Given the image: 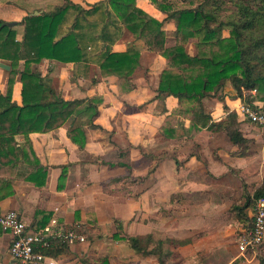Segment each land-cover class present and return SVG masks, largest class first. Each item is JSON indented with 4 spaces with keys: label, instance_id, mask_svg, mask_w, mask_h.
I'll return each instance as SVG.
<instances>
[{
    "label": "crops",
    "instance_id": "crops-1",
    "mask_svg": "<svg viewBox=\"0 0 264 264\" xmlns=\"http://www.w3.org/2000/svg\"><path fill=\"white\" fill-rule=\"evenodd\" d=\"M69 1L84 10L97 7L91 15L78 19L77 33L83 35L82 43L87 45L89 63L85 67H80L73 63L43 60L39 64H33L32 70L40 72L52 89L67 101L100 97L99 116L94 124L102 130L85 127L84 149H80L70 140L69 123L48 133L30 134V142L36 157L48 169L46 185L38 187L27 181L26 177L32 170L29 168L25 172L22 166L15 172L0 174V180L9 181L14 191V195L6 198L0 192V213L18 211L30 230L41 229L53 219L78 229L82 235L81 228L86 230L88 226L93 227L94 222L102 232L116 228L114 223L116 220L126 227V223H130L138 211L143 210V218L147 214L141 203L136 202L132 196L136 188L133 185L130 191L126 190L125 196L124 193L108 191V188L110 190L118 188L117 178L124 172H126L124 175H127L126 179L130 175L134 176V172L132 174L131 171L132 169L135 171L134 160L132 152L129 151L141 147L154 154L156 151L159 155L165 154V159L161 157L158 169L153 174L149 165L147 175L144 177L148 180L143 183L141 189L142 196L152 193L169 194L167 186H170V190L174 188L175 195H180V200L191 199V207L178 205L180 203L178 199L175 201V210L182 212L174 220L176 226L179 221L180 225L181 222L185 223V226L188 224L187 215H183L190 211L186 208H192L203 215L197 223L201 232L196 235L193 233L189 236L169 238L191 241L190 244L178 249L190 250V255L193 252L195 255L203 254L205 259L202 264H205L206 258L222 261L223 264H236L243 261V258L248 260L247 252H242L239 245L254 217L255 206L251 212L252 200L248 199L264 180V157L260 147L262 135L259 134L260 130L257 127L259 133L250 131L251 127L248 129V125L244 124L241 113L243 104L235 97L236 93L230 82L218 94L203 100L204 111L216 123L226 119V106L235 111L239 117L241 132L247 139L253 141L250 150L245 152L234 145L223 131L216 129L206 127L194 137L189 136L190 120L176 113L182 106L179 99L173 96L157 98L160 77L167 66L166 59L148 50L144 41L137 39L127 28L111 24L115 18L113 13L111 16L112 11L106 0ZM154 1L136 0V5L163 23V31L168 39L175 38L176 23L168 18V13L160 6L185 9L192 0H157V3ZM63 3L64 0H0V20L6 24L16 23L12 28L17 32V41L21 42L24 36V26L21 23L26 17L52 11ZM77 14V11H68L60 26L59 37L71 30ZM171 22L172 28L169 27ZM196 39L192 38L189 41ZM107 46L114 53L140 51V66L130 79L135 89L129 91L115 76H102L99 63L105 55ZM187 52L191 56L196 55L188 50ZM2 63L10 66L8 61L0 60V66ZM23 69L24 61H21L20 70ZM148 69L149 76L144 79L141 74ZM10 71L11 66L10 70L0 67V95L7 92ZM148 79L151 81L149 84ZM73 84H76L74 92L76 95L71 97L68 90L73 89ZM21 90L22 83L17 76L12 98L19 105L22 104ZM256 105L264 107L263 102H256ZM170 116L180 123L175 126L177 133L174 138H169L163 133ZM183 122H186L185 131L180 128ZM103 131L114 133V142L110 143L104 139ZM180 131L182 133H179ZM16 142L19 147L30 150L25 136H16ZM119 147L127 150L128 161L121 160L118 154L115 161L106 162L103 159L114 148H118L119 151ZM97 159L99 163H96ZM103 161L107 164H102ZM63 166H67L66 172H63ZM62 176H65L64 180H61ZM151 178L156 181L152 186L147 182ZM108 183H111L109 187ZM59 185L64 189L60 190ZM238 201L245 204V214L249 217L247 221L240 220L238 214L232 211L234 203L238 204ZM157 210L161 216V212L165 213L166 208L158 205ZM144 222L145 219L143 227L148 228ZM11 245L12 235L0 227V264H16L10 254ZM110 249L111 247L104 246L101 240H96L93 245L85 241L69 246L58 259L62 264H83V261L100 264L105 259L109 264H148V261L157 260L149 248L147 253H136L131 248L130 252L119 253ZM161 253L159 249L158 258L163 256ZM185 254L187 252L184 251L176 264H195L194 258ZM124 256H128V260H123ZM150 257L153 259L147 261ZM199 260L200 257L197 263Z\"/></svg>",
    "mask_w": 264,
    "mask_h": 264
},
{
    "label": "trees",
    "instance_id": "trees-1",
    "mask_svg": "<svg viewBox=\"0 0 264 264\" xmlns=\"http://www.w3.org/2000/svg\"><path fill=\"white\" fill-rule=\"evenodd\" d=\"M198 1V6L194 8L160 6L176 23L177 35L168 39L163 23L139 9L136 0H106L112 11L110 14L113 13L115 18L111 24L127 28L137 39L144 41L148 50L166 59L167 67L160 77L157 98L173 96L179 99L182 106L176 113L190 120L189 136L194 137L206 127L216 129L223 131L234 145L245 152L253 141L241 132L238 114L226 106V119L216 123L205 113L203 100L216 95L230 82L235 97L243 105L257 109L256 102L264 103V0ZM154 2L157 3V0ZM96 8L84 10L64 0L62 6L52 11L30 15L21 23L24 26L21 42L17 41L15 29L0 20V60L10 62L11 66L7 92L0 95V174L15 172L21 166L25 172L30 168L32 171L26 180L43 187L47 182L48 169L36 157L30 134L48 133L71 122L68 136L80 149H84L85 127L100 128L94 122L99 116L101 99L67 101L52 89L40 72L32 70L33 64L43 60L85 67L90 55L87 45L82 43L83 35L77 33L78 19L91 15ZM69 10L78 12L76 21L69 32L59 37L60 26ZM228 11L231 13L226 14ZM225 31L229 32L226 37ZM192 38L199 40L195 56L189 55L185 48ZM21 61H24L23 70H20ZM139 66V50L114 53L109 46L99 63L102 76L117 77L129 91L136 88L130 79ZM18 75L22 83L21 105L12 98ZM177 124L180 123L173 116L168 117L163 128L164 135L174 138ZM18 135L25 136L29 151L18 146ZM99 162L97 159L96 163ZM102 164L107 163L103 161ZM62 170L65 172L67 166H63ZM59 189L64 188L59 185ZM0 192L4 198L14 195L11 183L6 180H0ZM260 199H264V180L252 200L256 205ZM236 209L243 212L240 208ZM242 215L240 220L249 219L247 214ZM116 226L118 231L123 230L119 221ZM114 237L121 238L117 234ZM124 239L136 253H147L153 243L151 235L144 238L126 236ZM190 243L189 240L166 239L159 241V247L162 250L165 244L183 247ZM67 248L69 245L65 243H55L43 253L58 258ZM151 253L158 254L159 249H152ZM83 264L90 263L83 261ZM100 264H109V261L105 259Z\"/></svg>",
    "mask_w": 264,
    "mask_h": 264
},
{
    "label": "rangeland",
    "instance_id": "rangeland-1",
    "mask_svg": "<svg viewBox=\"0 0 264 264\" xmlns=\"http://www.w3.org/2000/svg\"><path fill=\"white\" fill-rule=\"evenodd\" d=\"M181 2H179V5H181ZM198 2H199L198 0H192L190 5H188V8L197 7ZM185 4H187V3H185ZM227 7H229V6H227ZM230 13L231 12H229V11L226 12V14H230ZM175 26H176V24H175ZM169 27L172 28V22L169 23ZM224 35L226 37L227 35H229V32L225 31ZM169 39H174V38H169ZM197 41L199 42L198 39L188 41L185 44L186 50H188L190 53H193V54L197 53L198 52L197 44H196V43H198ZM149 72H150V69H148L146 72L143 71L141 74V77L146 79L149 76V74H148ZM8 77L10 78V74ZM18 77H20V80H21V76L18 75ZM153 77H156V76H153ZM82 78H81V80H83ZM70 80H72L71 77H70ZM93 82L95 83V81H93ZM147 82H148L147 84H149V82H151L150 79H148ZM15 83H16V81H15ZM72 83H74V82L72 81ZM75 85L76 84L72 85L73 89L71 88L70 90H68V91H70L69 95L71 97L76 95V94H74V92L76 90ZM95 98L101 99L100 97H95ZM183 106H185V105H183ZM244 121H245L244 124L248 125L247 126L248 129H250V127H251L250 131H254L256 133H259L257 131V128L255 125H252L247 120H244ZM67 123H69V125H70L71 122H67ZM185 123L186 122L181 123V127H180L181 130L182 129L186 130V128H185L186 124ZM254 127H255V129H254ZM98 129L102 130L101 128H98ZM179 133H182V132L180 131ZM259 134H261V133H259ZM154 135H155V133L153 132L152 136L154 137ZM103 137H104V139H106L110 143L114 142V139H115L114 133H111L108 131H103ZM248 147H249L248 149L250 150L251 145ZM260 147H261L263 157H264V143L262 142L261 139H260ZM126 151L127 150H123V148H120L119 151H118V148H114V150H112L110 153L106 154L103 157V159L106 162L115 161L117 158V154H118L121 156V158H122L121 160L126 162V161H128V158L126 157ZM129 152L130 153L132 152V157L134 160L135 171L133 169L131 170L132 174L134 172V176L130 175L129 178L126 179L127 175H124V173H126V172L123 171L124 173L121 174V176L119 178H117V183H118L117 187L118 188H112L111 190H110V188H108V191H112V192L117 191L119 193H124V196H125V191L126 190L130 191L131 187L134 185L136 190L132 196L135 198L136 202L141 203V206H143L145 208V211L147 212V214L145 215V218H143V210L138 211L132 217V219L130 220V223L129 222L126 223V227H123L122 231H118L117 226H116V228L113 227V228L107 229L108 230L107 232H102V229L96 225V222H94V223H92V225H94L93 227L88 226V228L86 230L81 228L83 235L86 237V242L88 244L91 243V245H93L96 240H101L103 242L104 246H106L108 248L111 247L110 250L112 252L119 253V252H130V251H132L129 248L128 242L124 239V237H126V236H138V237L144 238L149 233L153 239V243L149 246V249L152 250V249H160L159 240L169 239V238H173L175 236H177V237L189 236V235H193V233H194V235H196L199 232H201L202 230H201V228H199V225L197 223L200 222V219L203 215L199 211H193L192 208H186L187 210H190V211L187 212L186 214L183 213V215H187L186 220L188 221V224L185 226V223L181 222L182 225H180V221H179L177 223V226H176V224H175L176 221H174V220L177 218L178 215H181L182 212L175 210V206H174L175 201L178 199L180 202L178 205H184L186 207H191L192 200L191 199L189 201H187L186 199L184 201L180 200L179 199L180 195L174 194V188L170 190V186H167V191L169 192V194H166V195L160 194V193H158V194L152 193L148 196L143 197L141 194V191H142L141 189L143 188V183H145V181L148 180V178H144V177H146V175H147L146 172H147L149 165H150V172L153 174L158 169V166H159L160 161H161V157H163L165 159V154L162 153L159 155V153L157 151H156V154H154V153H152V151L148 152L146 149H142L141 147H138L134 151H129ZM170 162H171V160H170ZM147 182L149 183V185L152 186L155 184L156 181L153 178H151ZM112 183H114V180H112ZM110 185H111V183H108V187ZM120 198H122V197L120 196ZM245 199H246V197H245ZM252 199H253V196H250V198L248 200L251 201ZM236 200H237V198H236ZM254 203L255 202L252 200L251 212H253V208L255 206ZM158 205L161 208H163V207L166 208L165 213L161 212V216H159V212L157 210ZM236 208H240L241 210H243L242 213L245 214V204H241V202L238 201V204L234 203L233 208H232L233 213H237L238 218L241 219V217H243V215L240 212V210H238ZM165 214H166V216H165ZM170 215H172L171 219H170ZM143 219H145L144 224L148 228L143 227V225H142ZM117 221L118 220H116L114 223L116 224ZM116 234L118 236H120L121 238L120 239L115 238L114 236ZM122 237L124 240L122 239ZM239 238H240V236L237 237L238 240H239ZM184 251L187 252V254H185V255H187L190 258H194L195 264H202L204 262L205 257L203 256V254L197 253V255L201 259L197 263V260L199 259V257L197 255H195L194 252L190 255V252H189L190 250H188V251L184 250ZM184 251L182 249H178V247H172V246L166 245L163 247V250H161V252L163 253V256H161V258H158L157 257L158 254L155 253L157 260L148 261L150 259H153L152 258L153 255H152V257L148 258L147 261H148V264H176L178 261H180V258L182 257ZM247 255H248L247 256L248 260H245V258L242 257L244 260L238 261L239 263L237 262L236 264H264V249L263 248L260 249L257 254L252 252V251H248ZM139 256H141V255H139ZM123 260H128V256H124ZM205 264H223V263H222V261L219 262V260H216V259H210L209 260L206 258Z\"/></svg>",
    "mask_w": 264,
    "mask_h": 264
},
{
    "label": "built area",
    "instance_id": "built-area-1",
    "mask_svg": "<svg viewBox=\"0 0 264 264\" xmlns=\"http://www.w3.org/2000/svg\"><path fill=\"white\" fill-rule=\"evenodd\" d=\"M241 113L245 120L258 127L264 143V109L243 105ZM0 227L12 235L10 254L16 264H62L58 258L43 251L52 248L55 243L71 246L86 241L78 229L68 227L57 219L41 229L30 230L18 211L0 213ZM239 248L242 252L252 251L256 254L264 249V199L256 202L252 223Z\"/></svg>",
    "mask_w": 264,
    "mask_h": 264
},
{
    "label": "water",
    "instance_id": "water-1",
    "mask_svg": "<svg viewBox=\"0 0 264 264\" xmlns=\"http://www.w3.org/2000/svg\"><path fill=\"white\" fill-rule=\"evenodd\" d=\"M7 25H8L9 27H14V26L16 25V23H7ZM0 67H1L2 69H4V70H10V66L7 65V64H4V63H2Z\"/></svg>",
    "mask_w": 264,
    "mask_h": 264
}]
</instances>
